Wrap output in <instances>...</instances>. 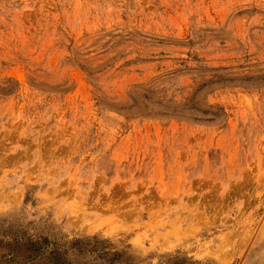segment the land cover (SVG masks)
<instances>
[{"label":"rangeland","instance_id":"rangeland-1","mask_svg":"<svg viewBox=\"0 0 264 264\" xmlns=\"http://www.w3.org/2000/svg\"><path fill=\"white\" fill-rule=\"evenodd\" d=\"M0 264H264V0H0Z\"/></svg>","mask_w":264,"mask_h":264}]
</instances>
